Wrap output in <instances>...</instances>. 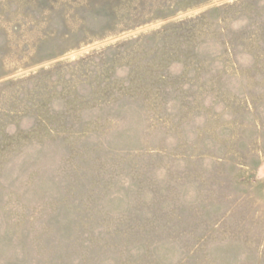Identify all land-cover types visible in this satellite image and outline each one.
<instances>
[{"label": "rangeland", "instance_id": "rangeland-1", "mask_svg": "<svg viewBox=\"0 0 264 264\" xmlns=\"http://www.w3.org/2000/svg\"><path fill=\"white\" fill-rule=\"evenodd\" d=\"M0 264H264V0H0Z\"/></svg>", "mask_w": 264, "mask_h": 264}]
</instances>
